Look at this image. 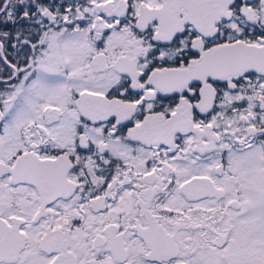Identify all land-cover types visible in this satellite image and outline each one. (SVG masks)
<instances>
[{"label":"snow or ice","instance_id":"snow-or-ice-1","mask_svg":"<svg viewBox=\"0 0 264 264\" xmlns=\"http://www.w3.org/2000/svg\"><path fill=\"white\" fill-rule=\"evenodd\" d=\"M0 264H264V0H0Z\"/></svg>","mask_w":264,"mask_h":264}]
</instances>
